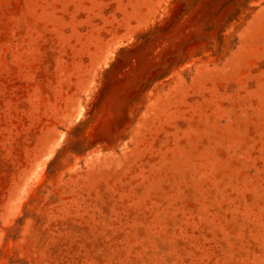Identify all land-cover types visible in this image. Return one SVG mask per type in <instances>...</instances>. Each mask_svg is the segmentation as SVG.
I'll use <instances>...</instances> for the list:
<instances>
[{"label": "rangeland", "instance_id": "1", "mask_svg": "<svg viewBox=\"0 0 264 264\" xmlns=\"http://www.w3.org/2000/svg\"><path fill=\"white\" fill-rule=\"evenodd\" d=\"M0 264H264V0H0Z\"/></svg>", "mask_w": 264, "mask_h": 264}]
</instances>
